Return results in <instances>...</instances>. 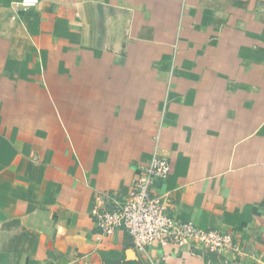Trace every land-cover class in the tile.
I'll return each instance as SVG.
<instances>
[{"label":"crops","instance_id":"obj_1","mask_svg":"<svg viewBox=\"0 0 264 264\" xmlns=\"http://www.w3.org/2000/svg\"><path fill=\"white\" fill-rule=\"evenodd\" d=\"M0 0V264H264V0ZM157 150L167 212L234 250L133 248L92 210Z\"/></svg>","mask_w":264,"mask_h":264},{"label":"built area","instance_id":"obj_2","mask_svg":"<svg viewBox=\"0 0 264 264\" xmlns=\"http://www.w3.org/2000/svg\"><path fill=\"white\" fill-rule=\"evenodd\" d=\"M41 0H20L18 6L28 9ZM170 162L156 149L150 160L141 165L131 188L122 199L107 193L105 205L95 207L92 215L102 235L123 229L133 248L145 250L152 244L162 248H198L211 252L234 250L232 232L202 229L192 221L179 220L167 212L162 195L153 190L156 182L168 177Z\"/></svg>","mask_w":264,"mask_h":264},{"label":"trees","instance_id":"obj_3","mask_svg":"<svg viewBox=\"0 0 264 264\" xmlns=\"http://www.w3.org/2000/svg\"><path fill=\"white\" fill-rule=\"evenodd\" d=\"M103 264H141L137 261H125V260H111V259H104Z\"/></svg>","mask_w":264,"mask_h":264}]
</instances>
